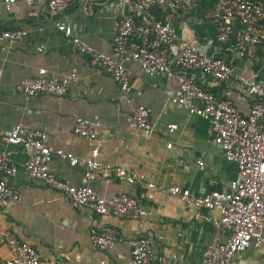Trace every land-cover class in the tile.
<instances>
[{
  "label": "crops",
  "instance_id": "0c3cea01",
  "mask_svg": "<svg viewBox=\"0 0 264 264\" xmlns=\"http://www.w3.org/2000/svg\"><path fill=\"white\" fill-rule=\"evenodd\" d=\"M26 1L16 0L11 10L6 11L0 0V30L27 32L18 43H0V152L10 153L17 173L7 179V184L19 193L16 206L0 208V264L10 257L8 237L31 245L41 259L54 264H126L130 259L129 242L141 235L150 241L155 264H200L208 245L227 239L223 231L205 223L204 209L140 183L128 184L115 177L105 180L97 174L90 185L99 196L110 199L120 192L138 194L148 216L135 221L93 215L87 209L73 207L59 193L30 179L25 171L29 152L3 140L16 125L39 127L47 133L46 144L54 151L85 159L98 147L102 164L124 167L129 175H143L156 186L175 185L197 196L223 191L238 172L236 165L213 145L208 122L189 116L173 102L171 97L178 90L174 80L147 76L137 63L129 62L125 66L133 76L131 90L123 99L112 78L79 55L69 39L57 32L52 20L43 14L48 0H32L31 4ZM118 2L85 5L75 0L59 20L70 25L84 43L107 54ZM173 27L191 43L199 42L187 25ZM232 68L237 75L264 86V56L258 55L254 60L233 58ZM41 69L48 77L59 80L72 76L64 97L39 94L27 98L17 91L20 81L37 77ZM191 75L216 97L230 99L240 113L249 112L252 99L233 81L216 83L197 71ZM139 105L150 111L155 124L151 136L129 124L133 109ZM73 117L95 121L97 137L108 133L113 136L103 143L77 137L71 131ZM169 125H176L177 129L169 132ZM198 161L203 165L199 166ZM49 169L74 186L85 184L83 164L71 167L54 154ZM211 217L217 219L218 212L213 211ZM104 225L114 228L123 241L112 250L95 251L91 236ZM240 262L264 264V247L237 254L233 263Z\"/></svg>",
  "mask_w": 264,
  "mask_h": 264
},
{
  "label": "built area",
  "instance_id": "2783aa9c",
  "mask_svg": "<svg viewBox=\"0 0 264 264\" xmlns=\"http://www.w3.org/2000/svg\"><path fill=\"white\" fill-rule=\"evenodd\" d=\"M75 0H48L43 14L49 17L57 32L69 39L73 49L87 58L89 64L107 74L117 84L122 98L131 90L132 73L126 68L129 62L137 63L147 76H162L174 80L177 92L173 102L189 116H197L209 124L208 134L212 143L224 158L237 167V178L223 191H212L197 196L189 189L179 186H156L146 181L143 175L134 177L124 167L102 164L99 150L95 147L89 158L79 159L61 150L54 151L47 146V133L39 127L16 125L3 136L12 147L29 152L25 163L27 176L43 186L59 193L73 207L87 209L96 216L112 215L119 220L140 221L148 212L135 196L120 192L110 199L99 196L91 183L100 174L105 180L115 177L128 184L140 183L147 189L165 192L181 202L204 209L205 223L223 231L227 239L221 244H210L202 253L200 264H234L239 253L250 248L264 247V86L254 84L237 75L232 68V59L254 60L264 56V3L260 0H216L211 22L220 33L217 41L224 45V52L231 61L218 57V48L212 40L191 43L186 35H178L171 20H159L154 10L174 12L185 0H118V12L113 21V38L110 52L105 54L84 43L74 29L59 20ZM88 4L108 0H80ZM16 0H3L6 11H10ZM31 4L32 0H27ZM27 32L22 29L0 30V43L13 45L22 41ZM197 71L216 83L233 81L252 99L250 110L242 114L230 99L216 97L192 77ZM72 80L51 78L44 69L38 76L20 81L17 91L24 97L48 94L57 98L67 94L66 84ZM129 124L146 136L155 131L150 111L144 105L136 106ZM97 123L93 120L73 117L72 133L80 138L103 143L111 133L97 137ZM176 125H169L174 132ZM168 148L171 145H167ZM67 161L71 167L85 166L82 186H74L58 178L49 169L52 155ZM199 166L203 165L198 161ZM16 167L10 160V153L0 152V208L14 207L19 202V193L7 184L15 176ZM218 212L213 219L211 213ZM199 214H196L198 217ZM117 231L107 225L101 226L91 236L95 251L112 250L122 242ZM10 257L5 264H54L43 260L31 245L20 243L14 237L7 238ZM130 259L126 264H155L149 239L141 235L129 242ZM237 264H242L237 263Z\"/></svg>",
  "mask_w": 264,
  "mask_h": 264
},
{
  "label": "trees",
  "instance_id": "16d2710c",
  "mask_svg": "<svg viewBox=\"0 0 264 264\" xmlns=\"http://www.w3.org/2000/svg\"><path fill=\"white\" fill-rule=\"evenodd\" d=\"M215 4L216 0H185L174 12L156 8L154 13L159 20H171L175 27L180 24L187 25L193 31L199 42L212 40L219 50L217 56L230 62L231 56L224 52V45L217 41L220 30L209 18V15L214 10ZM135 197L140 202L139 195L136 194Z\"/></svg>",
  "mask_w": 264,
  "mask_h": 264
}]
</instances>
